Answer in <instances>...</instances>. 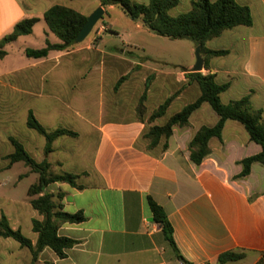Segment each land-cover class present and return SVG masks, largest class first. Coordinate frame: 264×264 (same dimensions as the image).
<instances>
[{
  "label": "crops",
  "instance_id": "0c3cea01",
  "mask_svg": "<svg viewBox=\"0 0 264 264\" xmlns=\"http://www.w3.org/2000/svg\"><path fill=\"white\" fill-rule=\"evenodd\" d=\"M184 1L189 6L187 13L194 0H180V4ZM236 1L251 8L253 26H238L209 41V49H224L230 53L211 59L210 69L202 72L215 75L220 84H231L230 89L221 96L224 104L249 95L253 109L263 110L264 115V30L262 35H249L248 32L256 25L264 29V0ZM79 3L80 0H0V42L23 20L39 18L33 33L15 42L36 36L44 44L46 40L57 43L59 40L56 41L57 37L50 31L44 14L55 5L66 6L83 14ZM113 8L117 7H110L109 10ZM137 24L144 28L141 22ZM38 25H41L39 35L36 34ZM109 31L108 34H117L112 28ZM100 39L95 50L101 59L86 83L91 86L89 92H93L100 102V119L90 122L91 128L85 133L75 130L80 135L73 138L78 142L88 138L90 145L88 149L83 148L74 154L71 147L65 145V156L52 161L51 155L57 149L55 143L60 138L54 143V152L47 156L51 168L58 165L60 173L80 175L78 184L83 186L82 189L55 183L48 187V191L65 194L61 202L64 210L70 213L82 211L87 220L82 224H66L61 228V235L80 241V244L68 250L66 259L60 260L52 250L45 249L36 264L182 263L166 241L160 225L153 220L148 204L150 197L167 212L174 228L177 247L191 264H221L220 256L228 252L244 253L245 257L224 264H264V165L255 163L249 176L236 179L243 170L240 162L261 153L262 147L251 140L240 122L228 120L222 138L211 139V153L201 165L195 164L190 157L189 144L199 129L203 126L214 127L220 119L212 107L205 103L193 113L189 126L174 128L167 148L166 140L163 139L158 146L149 149L150 141L146 134L150 125L147 119L140 122L137 118L138 102L127 104L125 97H118L127 90L130 80L117 93L115 91L120 78L129 73L118 78L111 77L107 61L124 63L129 58L127 51L120 47L121 52L118 53L114 50L116 46H106L103 36ZM224 40H229V43L225 45L221 42ZM11 44L6 46V51ZM122 46L129 51H136V55L141 50L130 42H123ZM240 47L244 49L243 58L238 56ZM89 48L54 52L47 59L34 60L22 69L5 64L9 57L7 51L8 55L0 59V94L4 87H8L4 86L6 80L24 75L32 78L34 86L40 88L41 92H46L43 98L33 100L35 104L30 107L36 117L37 112L47 115L51 110H64L70 103L47 93L61 92L57 91L58 87H63L67 81L64 68L75 60L85 61L83 51ZM194 66L192 62L181 70L177 69L179 66L171 69L152 68L156 77L148 92L147 117L166 99L181 92L166 115L152 125H165L169 118L200 97V87L197 83H189L188 78ZM145 84L142 90L137 89L138 101ZM12 87L15 90V86ZM29 93L34 94L33 91ZM112 93L117 94L118 98ZM191 96L190 101H184ZM111 99L116 100L110 105ZM8 140L0 133V171L5 168L4 157L14 151L6 149ZM2 214L8 217L12 228L21 229L22 232L23 223L26 222L27 236L36 245L38 234L33 231L32 222L34 219L43 220V217L32 207L30 197L28 202H21L13 195L7 198L0 195V218ZM0 262L31 264L32 253L14 239L0 237Z\"/></svg>",
  "mask_w": 264,
  "mask_h": 264
},
{
  "label": "trees",
  "instance_id": "16d2710c",
  "mask_svg": "<svg viewBox=\"0 0 264 264\" xmlns=\"http://www.w3.org/2000/svg\"><path fill=\"white\" fill-rule=\"evenodd\" d=\"M100 7L104 8L106 14L110 7H117L128 15L132 20L141 22L143 26L159 36L169 39H182L184 36L195 38L202 44V56L205 61L204 69H210V61L215 57L227 56L229 50H212L207 47V43L223 35L225 31L232 30L238 26H253L252 10L249 6L240 5L236 0H194L191 10L187 13L173 16L171 11L180 5V0H149L147 4L138 0H98ZM50 31L57 37L59 42L52 43L46 40L44 47L40 49L27 48L25 53L29 59L44 60L54 52H70L78 46L76 39L87 23L88 16L76 10L55 5L44 14ZM40 21L39 18L25 19L17 24L13 32L0 42V59H4L8 53L6 46L17 41L22 36L33 33L34 27ZM146 61L149 58H145ZM155 74L146 80L145 90L136 108V115L140 122L147 119L150 125L146 137L149 139V149L158 146L163 139L167 141L173 135L175 127L184 128L190 125V118L203 104L208 103L214 112L219 116V122L214 127L203 126L194 136L189 144L191 160L201 165L206 157L211 153L210 141L213 138H222V132L228 120L240 122L249 133L253 142L262 147L261 153L245 158L240 162L243 167L241 174L236 179H243L250 175L252 166L255 163L264 165V115L263 110H255L252 107L251 97L245 96L239 100L231 101L229 104L222 102L221 96L226 93L230 83L220 84L213 74H203V72H190L188 74L189 83H197L200 87L201 95L193 103L185 106L180 112L173 115L163 126L152 125L158 119L164 117L172 102L180 95V91L166 99L157 107L149 117L147 100L149 89L155 80ZM130 78V74L120 78L115 90ZM27 127L35 130L46 140V158L38 162L26 150L25 145L15 136H10L9 141L14 151L5 157L8 160L7 168L13 167L17 163H24L34 174L38 175L36 183L28 189V196L32 207L39 212L43 220H33V231L38 234L36 245L26 237L21 229H14L10 225L8 217L2 214L0 218V237L12 238L21 247L28 248L32 253V263L36 264L40 255L45 249L52 250L60 260L68 257V250L80 244L79 240L60 234L63 225H78L87 220L84 212L70 213L64 210L61 203L65 194H53L48 191V187L55 183H65L72 187L82 189L78 184L80 175L62 172L55 173L51 170V163L47 156L54 152V143L62 137L78 138L79 133L75 130L59 127L49 131L38 120L32 110L28 112ZM148 204L154 222L160 225L166 241L169 243L178 260L183 264H191L180 253L174 239V228L165 209L151 197ZM244 253L228 252L222 254L219 263L224 264L242 260ZM1 264V262H0ZM54 264V263H49Z\"/></svg>",
  "mask_w": 264,
  "mask_h": 264
},
{
  "label": "rangeland",
  "instance_id": "374dc122",
  "mask_svg": "<svg viewBox=\"0 0 264 264\" xmlns=\"http://www.w3.org/2000/svg\"><path fill=\"white\" fill-rule=\"evenodd\" d=\"M138 1L140 3L149 2V0ZM79 5L82 6L81 10L83 14L88 17L100 8L98 0H80ZM188 9L189 6L187 1H184L178 7L174 8L171 14L173 16H178L179 14L185 13ZM111 28L117 33L116 35L108 34ZM263 30V28L256 25L254 29H248V32L249 35H262ZM36 32H38L36 33L38 35L41 33V25L37 26ZM100 32L101 35H99ZM101 36H103L106 46H116L114 50L118 53L121 52L120 47L125 48L127 51L126 54L129 56L128 61L124 63L115 60H107L109 69L112 72L111 77L113 75L118 78L120 75L130 74V78L128 79L130 83L127 90L123 95L118 96L125 97L127 104H132L134 102L139 103L137 100V89L142 90L146 78L155 74L152 68L171 69L175 66H179L177 69L181 70L183 67H186L188 63L194 62L196 64V45L193 41L183 38L169 39L159 36L145 27H140L136 21L132 20L119 8L110 9L107 14L105 12L104 17L97 23L89 37L73 49L90 47L91 49L89 48L83 51L84 55H86L85 61L81 62L80 60H75L69 67L64 68L67 72V81L64 80L66 83L63 84V87H58L57 91L61 92L47 93L62 97L70 104L62 111L61 109L51 110V113L47 115L39 114V112H37L38 110L36 111L38 113V120L49 131H53L59 127H70L85 133L91 128L90 122H95L100 119V102L96 99L93 92H89L91 86H87L86 83L89 82L88 80L93 76L92 71L101 59L100 56H97L95 50L99 46ZM54 38L56 37L54 36ZM123 42H130L133 45H138L141 48L138 52L139 55H136V51H129L128 48L122 46ZM221 42L227 45L229 40ZM44 46L45 44L42 42V39L36 36L27 37L19 42H15L11 44V47L7 48L9 57L5 64L15 69L25 68L34 61V59H29L26 56V49H40ZM243 52L244 49L240 47V53H238L240 58L244 57L245 53L243 54ZM145 58H149V60L146 61ZM143 65L148 67V69L144 68ZM114 67H117V69L115 70ZM32 68H44V66H32ZM174 69L176 70V68ZM7 85L8 87H4L0 94V122H3L0 124V133H3L6 139L10 136L17 137L23 142L30 155L40 162L46 157V140L35 130L27 127V118L28 111L31 109L30 107L35 104L33 100L46 96V92H41L40 88L34 86L32 78L24 75L15 79L10 78L8 81L6 80L4 86ZM67 85L68 87H66ZM12 86H15V90L17 91L13 90ZM29 91H33L34 94L31 95ZM112 96L117 97V94L114 95V93H112ZM191 99L192 96L184 99V101H190ZM115 100L116 99H111L110 105ZM82 106L86 107L84 108ZM65 145L71 147L74 154L83 148L88 149L90 141L88 138H84L78 142L73 138L62 137L55 143L57 149L51 155L52 161H56L65 156ZM34 146L36 149L33 150L32 147ZM6 149L13 150V146L10 144L9 140L8 143L6 142ZM8 163V160L4 157L5 168L0 171V195L6 198L7 196L13 195L15 199H19L21 202H28V189L32 184L37 182L38 175L34 174L24 163H17L13 165V167L7 168ZM51 170L55 173L61 172V168L58 165H54ZM26 225V222L23 223V234L28 237ZM25 250L28 252V249L25 248Z\"/></svg>",
  "mask_w": 264,
  "mask_h": 264
},
{
  "label": "water",
  "instance_id": "95a60500",
  "mask_svg": "<svg viewBox=\"0 0 264 264\" xmlns=\"http://www.w3.org/2000/svg\"><path fill=\"white\" fill-rule=\"evenodd\" d=\"M104 15L105 10L104 8L100 7L96 12H94L91 16L88 17L87 23L85 24L84 28L81 30L76 39V42L78 44L83 43L89 37L97 23L104 17ZM183 39H188L195 43L196 64L193 68V72H202L204 70L205 63L202 56V44L193 37L184 36Z\"/></svg>",
  "mask_w": 264,
  "mask_h": 264
}]
</instances>
